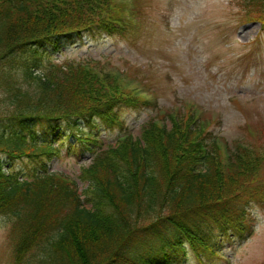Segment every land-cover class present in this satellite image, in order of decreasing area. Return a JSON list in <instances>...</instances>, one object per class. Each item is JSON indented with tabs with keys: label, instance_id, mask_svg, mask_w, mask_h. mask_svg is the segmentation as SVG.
I'll use <instances>...</instances> for the list:
<instances>
[{
	"label": "trees",
	"instance_id": "trees-1",
	"mask_svg": "<svg viewBox=\"0 0 264 264\" xmlns=\"http://www.w3.org/2000/svg\"><path fill=\"white\" fill-rule=\"evenodd\" d=\"M249 3L264 26V0ZM119 8L110 0H0L5 140L15 143L4 147L16 158L33 156L39 166L23 178L4 172L0 159V214L12 216L14 264H171L185 254V243L196 253L213 250L212 231L250 232L244 188L258 158L245 148L223 155L192 112L185 123L171 116V128L149 121L140 138L125 133L100 153L98 135L79 127L121 126L118 108L150 105L108 74L81 64L55 66L46 57L84 34L123 29ZM65 121L93 155L80 175L90 207L76 180L48 172L41 155L54 150L50 142L26 144L27 135L37 137L34 124L49 137Z\"/></svg>",
	"mask_w": 264,
	"mask_h": 264
},
{
	"label": "rangeland",
	"instance_id": "rangeland-1",
	"mask_svg": "<svg viewBox=\"0 0 264 264\" xmlns=\"http://www.w3.org/2000/svg\"><path fill=\"white\" fill-rule=\"evenodd\" d=\"M247 1L110 0L120 7L117 14L125 15L123 29L84 34L46 55L55 66H90L150 101V105L118 108L121 126L96 121L88 127L79 122L82 130L100 138L97 153L116 145L125 133L140 138L149 121L171 128V116L185 123L192 112L204 132L210 133L206 136L217 140L223 155L245 148L258 158L255 177L244 188L249 196L245 221L250 232L239 237L232 231H212L213 250L196 253L185 243V254L171 264H264V26L256 18L259 11ZM46 65L40 70L45 72ZM22 74L16 69L13 76L20 81ZM5 82L4 69L0 71V159L4 172L28 178L39 169L37 159L13 157L4 147L5 141L15 146L14 139L5 140L9 130ZM72 123L62 122L49 137H44V125L34 124L37 137L27 135L26 144L32 139L50 142L54 150L41 155L48 172L76 180L83 205L90 207L83 193L88 182L80 175L93 155L79 145ZM11 219L0 214V264H14Z\"/></svg>",
	"mask_w": 264,
	"mask_h": 264
}]
</instances>
